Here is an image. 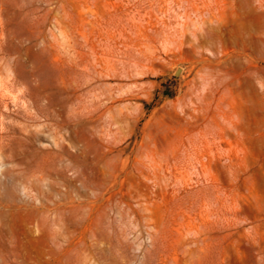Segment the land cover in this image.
<instances>
[{
    "label": "rangeland",
    "instance_id": "rangeland-1",
    "mask_svg": "<svg viewBox=\"0 0 264 264\" xmlns=\"http://www.w3.org/2000/svg\"><path fill=\"white\" fill-rule=\"evenodd\" d=\"M0 264H264V0H0Z\"/></svg>",
    "mask_w": 264,
    "mask_h": 264
},
{
    "label": "trees",
    "instance_id": "trees-1",
    "mask_svg": "<svg viewBox=\"0 0 264 264\" xmlns=\"http://www.w3.org/2000/svg\"><path fill=\"white\" fill-rule=\"evenodd\" d=\"M166 95H168V94H166ZM170 95H173V94H170Z\"/></svg>",
    "mask_w": 264,
    "mask_h": 264
}]
</instances>
